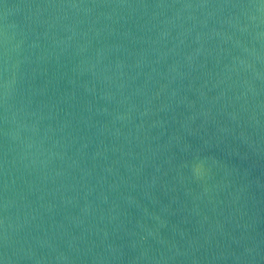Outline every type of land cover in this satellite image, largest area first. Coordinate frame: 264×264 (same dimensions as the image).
<instances>
[{"label":"water","instance_id":"95a60500","mask_svg":"<svg viewBox=\"0 0 264 264\" xmlns=\"http://www.w3.org/2000/svg\"><path fill=\"white\" fill-rule=\"evenodd\" d=\"M0 264H264V0H0Z\"/></svg>","mask_w":264,"mask_h":264}]
</instances>
